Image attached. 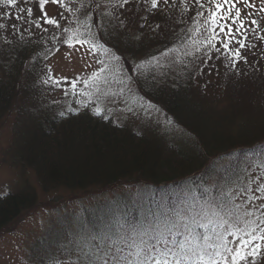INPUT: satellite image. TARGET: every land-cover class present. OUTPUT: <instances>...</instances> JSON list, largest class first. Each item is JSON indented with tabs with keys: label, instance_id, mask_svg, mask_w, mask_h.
Listing matches in <instances>:
<instances>
[{
	"label": "trees",
	"instance_id": "obj_1",
	"mask_svg": "<svg viewBox=\"0 0 264 264\" xmlns=\"http://www.w3.org/2000/svg\"><path fill=\"white\" fill-rule=\"evenodd\" d=\"M145 2L143 28L149 20H163L158 16L169 13L171 7L179 10L184 5L183 12L192 16L183 28L178 24V29H173L164 20L158 27L165 30L161 44L178 53L183 49L184 54H178V71L172 76H156L154 81L148 72L146 78H138L136 95L143 94L156 106V112L160 111L155 113L160 118L142 117L144 124L120 123L97 110L92 112L95 115L81 113V109L67 106L75 101L56 109L32 80L40 66L43 42L39 38L35 44L22 39L0 46V123L15 114L12 162L30 167L45 189H86L132 179L133 196L116 199L120 206L117 211L111 208L115 206L112 200L96 205L91 221L81 227L90 237L114 236L121 225L163 221L170 208H207L210 200L219 202L222 190L231 188L235 193L242 183H248L249 176L253 178L250 187L264 183V52L246 55V46L240 48L234 42L230 48H239L245 58L242 62L225 54L219 39L214 47L199 41L202 49L196 51L202 52L186 56L182 45L202 31L198 23L201 16L195 11L205 1L156 0V6L153 0ZM144 40L149 43L134 39L131 45L135 48L130 47V51L138 54L142 46L154 47L159 42L151 35ZM200 55V63L197 61L193 69V60ZM218 56L224 58L228 71L208 79V63ZM205 74L212 91L203 83ZM220 161L223 165L218 164ZM257 194L244 193L236 202L244 203L249 195ZM35 198L34 189L28 186L0 194V228L34 206ZM216 216L208 212L200 221H208L213 232L195 225L196 232L209 235L213 241L217 233L224 236L234 230L224 231L227 225Z\"/></svg>",
	"mask_w": 264,
	"mask_h": 264
},
{
	"label": "rangeland",
	"instance_id": "obj_2",
	"mask_svg": "<svg viewBox=\"0 0 264 264\" xmlns=\"http://www.w3.org/2000/svg\"><path fill=\"white\" fill-rule=\"evenodd\" d=\"M79 1L81 3L78 0H46L41 7L40 0H16L15 5H8L6 0H0V46L11 45L22 39L29 42L31 40L35 44V39L39 38L43 42L42 53L38 59L40 66L39 69L35 68L32 80H35L36 85L48 96L51 105L56 109L64 102L75 101V104L69 103L67 106L77 107L81 109V113L87 111L92 114L96 110L101 115L107 113L120 123L144 124L142 117L146 115L160 118V114H155L160 112H156L155 105L149 103L143 94L138 92L136 95L138 78H146L149 72L148 77L155 78L156 81V76H172L178 71V54H184L183 49L178 53L175 49L162 45L159 39H164L165 30L158 27L164 24L161 22L163 20L173 25V29H178V24L182 28L186 27L192 16L191 12H183L184 5H180L179 10L171 7V10L167 11L169 13L158 16L163 20L157 19L155 23L149 20L143 28L142 14L147 9L145 0ZM201 1H205V7L195 12L203 13L201 17L198 16L202 31L194 39L191 36L183 43L182 47L187 51L186 56L202 52L196 51L202 49L199 41L207 43L210 36L206 21L209 14L215 10V3H210L209 0ZM248 2L255 7H247L243 0L236 4L241 11V19L245 21V29L237 35V39H244L246 48L243 51L246 55H256L264 52V11L261 10L264 3L262 0ZM234 12L235 10L233 14ZM45 15L48 19L56 20L59 26L46 23ZM252 20L258 23L253 25ZM216 31L219 32V29ZM148 35L160 44L144 47L140 42L143 50L139 48L141 52L133 54L130 51V47L135 48V44L131 45L133 40L145 41L148 44L149 41L144 40ZM70 36L79 40H90L91 43L80 44L74 39V47H69L65 41ZM219 39L223 41L222 33L218 39L212 40L210 46L219 44ZM6 40H9L8 43ZM200 58L201 55L194 58L193 69H196L197 61L200 63ZM212 59L215 61L211 60L207 66L208 79L219 78L228 71L222 62L223 57ZM241 60L245 62V58L242 57ZM137 65L138 68H135ZM205 77L206 74L203 83L206 89L212 91L213 85ZM53 80L59 83L55 84ZM85 80L88 81L87 85ZM73 81L76 82L75 90L71 87ZM133 94L135 100L129 103ZM14 122L15 114L0 123V194L28 186L35 191L36 203L0 228V264H85L81 250L83 242L88 240L90 245H99L100 241L92 240L81 227L84 228V223L91 221L98 203L112 200L115 206L111 208L117 211L120 206L116 199L119 200L123 196L132 197V179L86 189L62 186L42 188L30 167L12 162L10 145L15 135ZM223 163L224 161H220L218 164ZM256 197L250 204H246L254 215L242 220L240 231L234 229L228 235L224 233L227 247L240 249L246 257L238 264H264V240L252 241L247 246L241 244V240L250 239L246 233L256 236L264 234V215L257 210L264 206V191H259ZM243 210L241 208L235 212L242 215ZM214 217L217 218L216 215ZM204 224L207 225L204 229H208L209 234L214 231L212 225L208 226V221ZM213 241L220 243L216 237ZM256 244H260L261 248L254 258L248 253ZM233 254L234 252L224 253L229 257L228 264H232Z\"/></svg>",
	"mask_w": 264,
	"mask_h": 264
},
{
	"label": "snow or ice",
	"instance_id": "obj_3",
	"mask_svg": "<svg viewBox=\"0 0 264 264\" xmlns=\"http://www.w3.org/2000/svg\"><path fill=\"white\" fill-rule=\"evenodd\" d=\"M45 2L46 0H40L41 7ZM53 2H60V0H53ZM209 2L215 3V10L209 14L206 21L210 33L207 43L211 45L212 40L218 39L222 33L221 47L224 53L230 58H242L239 48H230L233 41L239 44L240 48L245 47L244 39H237V35L245 29V21L241 19V11L236 7V4L241 0H209ZM6 3L15 5L16 0H6ZM196 3L200 4V0H196ZM243 3L247 7H255L248 0H243ZM262 3H264V0H262ZM153 6H156V0H153ZM200 7L203 8V5L200 4ZM233 10H235L234 14ZM261 10L264 11V8ZM28 12L31 14L30 9ZM197 15L200 16L203 13L198 12ZM45 20L48 24L59 26L56 20L48 19L46 15ZM228 21H231V23H228ZM257 23L256 20L251 21L253 25ZM217 28L219 32L216 31ZM74 39L76 43L80 44L91 43L90 40H79L73 36H70L65 43L69 47H74ZM212 46L214 47V45ZM53 83L58 84L59 81L53 80ZM84 83L87 85L88 81L85 80ZM71 87L75 90V81L72 82ZM252 179L249 176L248 183H242L235 193L231 188L226 192L222 190L219 202L210 200L207 208L197 209L191 206L170 208L164 213L163 221H148L144 225H121L120 232L114 236L91 237L92 240H99V245H90L88 240H85L81 249L85 264H193V259L195 264H228L229 257L224 255L225 252H234L231 255V261L232 264H238L239 261L246 258L240 249L233 250L227 247L224 236L219 233L216 234V239L220 243L210 242L212 237L207 234H198L195 225L207 227L206 224L200 223V221L206 218L208 212H212L214 215L221 216L222 225H227L225 231L233 228L240 231L238 225L242 220L245 217L254 215V212L246 204H250L257 197L249 195L246 198V203H237L236 200L244 193L264 191V183L257 184L255 188L250 187L249 184ZM234 208L237 211L243 208L242 215H237L233 211ZM262 209H264V206L257 210L264 215ZM246 235L250 239L241 240L243 246H247L258 239L264 240V234L256 236L252 233H246ZM178 236L180 239H177ZM260 248L261 245L256 244L248 255L255 258Z\"/></svg>",
	"mask_w": 264,
	"mask_h": 264
}]
</instances>
